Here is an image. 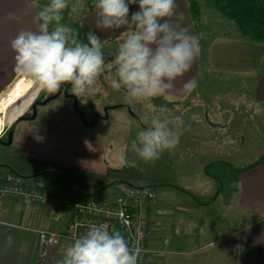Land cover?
Here are the masks:
<instances>
[{"label": "crops", "instance_id": "0c3cea01", "mask_svg": "<svg viewBox=\"0 0 264 264\" xmlns=\"http://www.w3.org/2000/svg\"><path fill=\"white\" fill-rule=\"evenodd\" d=\"M37 2L40 4V0ZM70 2L71 0L69 5ZM175 2V14L171 20L187 28L189 34L199 37L190 18L187 0H175ZM134 8H138V5H130V10ZM36 11L37 4L33 0H0V94H3L0 100L4 99L14 83L23 77L15 72V54L10 42L21 30H36ZM97 20V10L94 8L90 16L74 23L73 28L78 38L86 43L88 34L95 32L104 43L123 33V30L97 28ZM199 42L201 43L200 39ZM220 42L224 46L234 47L236 52L239 49L242 51L249 49V58L245 59V55L243 56L242 67L219 65L213 52V42L209 41L204 54L205 62L202 61L201 50L190 71L174 81L171 100L155 97L151 98L152 103L139 102L138 107L134 106V103L127 104L125 101L105 103L104 106L100 105L103 110L90 125L85 122L76 104L71 103L73 111L79 117L78 120L83 124L82 127L96 129L100 119L114 121L113 125L107 124L109 128L103 127V129L113 133L116 138L122 132L127 134L125 143L121 147L124 148L123 150L119 149L116 140L97 139L95 136H86L83 130L80 132V130L50 126L53 123L52 119L38 123L31 119L20 118L14 120L11 126L4 128L0 135L2 138L0 167L7 169V173L1 174L0 177L11 172L23 176L52 172L74 193L90 194L99 191V194H103L107 199L111 198L112 193L108 188L107 195L105 188L117 181H128L140 186L156 185L157 187H153L156 196L148 208L151 248L148 264H264V162L239 172L238 176L240 182L238 205L243 214L253 217L254 221L240 228L214 231L208 238H202L196 233L199 228L197 224L192 231L195 233H191L190 223H197V212H202L201 206L214 203L219 193L209 201L202 202L198 193H194L182 183L184 177L186 181H190L188 183L192 180L191 173L184 171L181 165L194 169L198 174L202 173L201 178L215 179V176L209 173L212 161L206 159L213 156V150H211L213 145L205 146L210 147V150L198 151L201 160L196 159L197 155H194V147L198 146L199 140L206 141L203 135L209 134V126L213 125L211 119L217 120L216 122L222 125H230L235 109L239 110L242 103L245 108V93H249L252 98L248 101L249 104L252 103L256 108L264 104V71L260 67L261 61L256 64L260 58L256 57L257 51L259 52L257 54H260V46L256 41L248 40L241 32L236 31L232 33L224 31ZM257 66L259 70L256 73ZM218 70L219 74H222L221 78H218L216 74ZM247 70L252 72L249 77L245 76ZM202 72L206 75L207 85L204 86L200 85ZM189 80L196 82V87L190 94L183 91V85ZM246 80L250 82L249 86L246 85ZM238 89L242 92L240 93ZM121 90L125 92L124 89ZM113 91L114 89L111 93ZM211 97H216L214 100L217 108L214 110L211 109L213 107ZM66 101L68 104L69 100ZM162 105L169 108L167 115L170 117H174L170 110L178 109L181 112L180 116L188 114L190 118L188 121L184 120L185 124L178 129L181 133L178 146L172 151L164 152L154 163L146 164L138 161L135 168L120 166V157L127 155L130 147V144L126 143L128 133H138L144 129L147 125L143 117L159 114L158 111L153 113L152 109L158 110ZM201 107H206L207 110ZM137 112L141 114L137 115ZM257 113L260 117L261 112L257 111ZM21 115L22 113L19 116ZM1 117L7 124L8 112L1 114ZM246 119L247 117L242 120L241 126L246 124ZM198 120H201L204 125L194 130ZM79 121L72 122V125L79 126ZM137 122L140 127L135 126ZM115 127L119 130L114 131ZM183 136H189L192 143L184 145ZM127 157L129 158L128 155ZM141 169L143 171L140 173ZM200 183L201 181L193 182L196 188H199ZM185 195L194 197L196 203L188 202L189 199L186 200L183 197ZM10 200L22 201L0 200V212L12 207V204L8 202ZM22 202L25 205H34L38 210H34L29 216V223L11 222L0 217V264H56L57 260L62 258L65 247L72 241L63 239L58 246L51 248L50 253L53 258L42 256L39 230L62 231L66 227L67 216H64L65 222L59 224L57 228H48L47 217L54 212L40 205ZM192 210L197 215H191ZM22 211L25 210L22 209ZM251 227L255 229L253 243L249 241L244 243L242 232ZM9 237L12 238L11 243L8 242Z\"/></svg>", "mask_w": 264, "mask_h": 264}, {"label": "clouds", "instance_id": "9594fccd", "mask_svg": "<svg viewBox=\"0 0 264 264\" xmlns=\"http://www.w3.org/2000/svg\"><path fill=\"white\" fill-rule=\"evenodd\" d=\"M37 4L36 30H21L10 46L14 52L15 72L33 81L40 91L57 93L64 85H71L77 97L91 96L97 91L98 77L104 71L103 44L95 32L87 42L78 39L72 27L62 23L69 0H46ZM97 10V28L123 30L124 39L110 67L115 78L110 86L124 89L127 104L143 102L155 97L171 100L174 81L189 72L201 53L199 37L187 28L174 23L175 0H93ZM130 5H138L131 12ZM81 5L72 4L77 13ZM196 87L194 80L183 85L190 94ZM145 115L147 125L131 142L134 159L122 155L120 166L135 168L137 162L154 163L166 151L174 150L184 125L181 116L167 115L166 106L152 109ZM12 238H8L11 243ZM140 248H131L120 231L109 230L107 224L91 225L85 234L63 250L56 264H138Z\"/></svg>", "mask_w": 264, "mask_h": 264}, {"label": "rangeland", "instance_id": "374dc122", "mask_svg": "<svg viewBox=\"0 0 264 264\" xmlns=\"http://www.w3.org/2000/svg\"><path fill=\"white\" fill-rule=\"evenodd\" d=\"M201 4V28L197 29V32L199 34V38L201 40V50H202V61H204V54L207 50V44L209 41L213 42V52L215 54V58L219 65L222 66H229V65H235L238 67H242L243 65V56L245 55V59L249 58L250 51L246 48V51H242V49H239L237 52L234 51V47L232 46H224L222 42H220V37L222 34H224V31L231 32L236 31L240 32V30L234 25L230 20L225 18L220 12H218L216 9H214L209 1L210 0H199ZM46 0H40V4L45 3ZM72 4H79L81 5V9L77 13H72L70 11L68 17L66 20H62L61 22L64 24L69 25L73 28L74 23H76L78 20H82L86 18L87 16H90L92 10H90L89 7V0H71L70 7ZM138 8H134L130 10L131 12L137 11ZM216 17V18H214ZM74 29V28H73ZM224 30V31H223ZM76 32V30L74 29ZM248 40H251L250 38L246 37ZM79 39V38H78ZM124 39L123 33H120L113 38H111L109 41L102 43L103 48L102 52L104 54V71L102 72V83H101V92H100V105L104 106L105 103H113V102H121L124 101V95L125 92L123 90L116 91L114 90L111 93V90L113 88L110 86V81L112 78H115V70L114 67H110L112 65V61L114 60V57L118 50V44ZM81 40V39H79ZM82 41V40H81ZM84 42V40H83ZM249 44V43H248ZM258 46H260V54L257 51L256 57H260L258 61H256V64L260 62V67H262V70L264 71V43L257 42ZM244 50V49H243ZM239 59V60H238ZM228 61H232L231 63H227ZM247 61V60H245ZM241 62V63H240ZM252 63V61H250ZM255 67L256 73L259 70ZM252 72H249L247 70L245 76L249 77ZM218 78H221L222 74H219ZM242 75V74H240ZM205 72L201 73V80L200 85L204 86L207 85L205 82ZM217 78V79H218ZM17 79V78H16ZM15 79V80H16ZM14 80V81H15ZM13 81V82H14ZM18 83L16 84V82ZM11 90L9 92L14 91L15 89H18L20 91L21 89L27 90L29 94L33 91L34 88H36V94L33 97L34 99L41 93L48 94L45 91H40L33 83L31 79H28L27 77H21L17 80ZM32 83V84H31ZM220 83V82H218ZM13 84V83H12ZM16 84V85H15ZM246 85L249 86L250 82L246 80ZM245 85V86H246ZM238 91L241 93L242 90L238 89ZM3 94H0V98ZM212 95V93H211ZM242 96V95H240ZM245 108L242 105L240 106V109H235V115L231 118L230 125H222L220 122H216L217 120L213 121L211 119V123L213 125L209 126V134L206 133L203 135V137H206V141H201L197 143L198 146L194 147V155H197L196 159L201 160V155L198 153L200 150H210V147L207 148L205 146H212L213 149V156L207 157L206 159H210L212 161V165L209 166L210 174L214 175L215 179H212L210 177L201 178L202 173L198 174L194 171V169H188L186 165H181L182 169L184 171L187 170V172L190 174V179L192 180L191 183H188L190 181H186V177H184L182 183L186 185L191 191L194 193H198V196L202 202L209 201L212 197L217 196L219 193L218 199L210 205H203L201 206L202 212L198 213V221L197 223H190L191 224V233L194 231V227L197 224L198 229L196 230V233L201 236L202 238H208L214 233V231L218 230H232L235 228H240L244 225L249 224L251 221H254V218L243 214L241 211L239 205H238V190H239V168H244L251 163L259 160L264 155V104H261L260 107L256 108L255 105L252 103L249 104V100L251 98L250 94L245 93ZM244 97V98H245ZM216 97H211V101L213 103L212 110L216 109V101L214 100ZM33 99V100H34ZM31 101L28 108L22 113L21 117L26 116V114L30 111L32 104L34 101ZM149 100H145L147 103H152ZM139 103L134 102V106L138 107ZM71 101H67L65 98H61L60 100H54L47 108H42V113L44 114L45 111H50L53 113V123L50 124V126L57 127V128H67V129H75L80 130V132L83 130L86 132V136H92L96 137L97 139H104V140H116L120 150H123L124 148L122 145L125 143V138L127 136L126 133L122 132L119 137H115V135L111 132H107L103 129V127H108L107 124H114V121H105L100 119L97 122V128H88V127H82L83 124L81 121H79L78 115L75 114L73 111V107L71 106ZM99 105V108L97 110L98 114L101 113L103 110V107L101 108ZM80 106V104H79ZM81 105L80 107H82ZM140 106V105H139ZM202 108V107H201ZM200 108V112L202 109H206V107ZM260 108V110H259ZM169 109V108H167ZM136 111V110H134ZM170 111L173 112L174 117L180 116V111L178 109H171ZM260 117H259V113ZM12 112V111H11ZM256 112V113H253ZM97 114V115H98ZM141 112H137V115H140ZM1 116V115H0ZM183 120H190L188 114L181 116ZM247 117V122L245 125L241 126L242 120ZM1 118V117H0ZM88 119L90 120V115H88ZM18 120V119H17ZM3 127L7 128L12 123H7L6 120L3 119ZM79 121V126L72 125V122ZM38 123H43L44 121H37ZM137 127H140L139 123H136ZM185 124V122H184ZM6 125V126H5ZM202 125H204L201 120H198L195 123V129L201 128ZM11 126V125H10ZM183 127V126H182ZM237 129L239 131H237ZM119 130L117 127L114 128V131ZM191 131V130H189ZM3 132V131H2ZM195 133V132H194ZM1 135V134H0ZM137 133L132 132L128 133V139H126V143L130 144V147L127 151V155L129 158L134 159V154L131 151V142L136 137ZM191 139H189V136H183L182 143L184 145L188 144ZM192 143V142H191ZM126 144V145H127ZM2 147H0L1 151ZM126 151V150H125ZM1 158V157H0ZM194 158V157H193ZM214 162V163H213ZM210 164V163H209ZM259 165V164H258ZM7 169L4 167H0V176L1 174H6ZM137 171V170H136ZM143 170L141 169L139 172L141 173ZM194 171V172H193ZM186 172V173H187ZM195 183L197 181H201L199 184V188H196ZM202 185V186H201ZM222 186V189L218 192V188ZM108 188H105V193L108 195ZM82 195L78 196H84V197H96L102 200H106L107 198L104 197L103 194H99V191H94L93 193H81ZM184 199L188 200V202L196 203V201L190 197V196H183ZM9 200V199H8ZM18 200V199H16ZM12 204V207L10 209H6L4 211L0 212V217L6 218L10 220L11 222H20V223H29V216L33 214L34 210H38L37 207H34V205L31 204H24L22 201L15 202L14 200L8 201ZM29 203V202H26ZM199 203V201H198ZM25 210V211H22ZM55 213V214H54ZM51 213L47 218L49 219L46 223V226L48 228L55 229L58 227V225L63 224L65 222L66 214L63 212H54ZM197 213H194L192 210L191 215H197ZM201 220L203 222H201ZM212 229V231H211ZM211 231V232H210ZM255 229L253 227L248 228L242 232L243 234V240L249 241L250 243H253V234ZM205 233V234H204ZM255 241V240H254Z\"/></svg>", "mask_w": 264, "mask_h": 264}, {"label": "built area", "instance_id": "2783aa9c", "mask_svg": "<svg viewBox=\"0 0 264 264\" xmlns=\"http://www.w3.org/2000/svg\"><path fill=\"white\" fill-rule=\"evenodd\" d=\"M111 198L102 200L74 193L56 175L27 178L11 172L0 177V200L18 199L67 216L62 231L39 230L40 254L53 258L51 248L63 239L74 241L94 224L118 230L131 248L139 247L138 264H148L150 218L148 208L156 196L151 186L117 181L109 187Z\"/></svg>", "mask_w": 264, "mask_h": 264}, {"label": "trees", "instance_id": "16d2710c", "mask_svg": "<svg viewBox=\"0 0 264 264\" xmlns=\"http://www.w3.org/2000/svg\"><path fill=\"white\" fill-rule=\"evenodd\" d=\"M187 3L191 21L195 28L200 29L202 27L200 1L187 0ZM209 3L225 18H227L234 25H236V27L244 36L252 39L253 41L264 43V0H210ZM89 7L90 10H93L95 8L93 0H89ZM70 11L71 7L65 10L63 14V20L67 19ZM0 140H2V138H0ZM262 162H264V155L259 160L251 163L250 165L244 168H239L238 172L245 171ZM45 175L55 174H53L52 172H42L33 176L25 177L33 178ZM153 187L157 186L154 185ZM221 189L222 186L220 185V187L218 188V192ZM197 199L199 200V198Z\"/></svg>", "mask_w": 264, "mask_h": 264}, {"label": "flooded vegetation", "instance_id": "af4514ba", "mask_svg": "<svg viewBox=\"0 0 264 264\" xmlns=\"http://www.w3.org/2000/svg\"><path fill=\"white\" fill-rule=\"evenodd\" d=\"M101 83H102V73L101 75L98 77L97 82L95 87L97 88V91L92 94L91 96H80L77 97L76 95H74L71 92V85H64L62 86L61 90L57 93H40L33 101L32 107L30 109V111L26 114V116H24V119H30V117L33 116L35 109H36V117L34 119V121H45V120H51L53 117V113L50 111H45V113H42V108H47V106H49L54 100L59 99V98H65L66 100L71 101V103H73L74 105L76 104L81 116L85 119V122L90 125L93 123V121L96 119V116L98 114L97 110L99 108L100 105V92H101ZM29 93V92H28ZM34 94L30 97H28V100H23L20 103V107H24V105L26 104V102L29 103L31 102V99L33 98ZM49 101L46 102L47 99H49ZM36 105V108H33V105ZM83 105L82 107L79 106ZM27 105V106H28ZM27 108V107H26ZM26 110V109H25ZM88 115H90V120L88 119ZM4 130V127H3Z\"/></svg>", "mask_w": 264, "mask_h": 264}, {"label": "bare ground", "instance_id": "6f19581e", "mask_svg": "<svg viewBox=\"0 0 264 264\" xmlns=\"http://www.w3.org/2000/svg\"><path fill=\"white\" fill-rule=\"evenodd\" d=\"M35 91H36V88H34L30 94L28 93L27 90H24V89H21L20 91H18V89H15L14 91L8 92L7 96L4 99L0 100V115L1 114L3 115V113H5L9 108L13 107L15 102L21 103L23 100H28L29 99L28 97L32 96L33 94L35 96L36 94ZM31 100H33V98ZM20 103L17 104V106L11 110L12 112L10 111V115L8 117L7 123H12L14 120L17 119V117L21 113L25 111L28 105V102H26L24 107H20ZM3 122H4L3 118L1 117L0 118V134L3 131V125H4Z\"/></svg>", "mask_w": 264, "mask_h": 264}, {"label": "water", "instance_id": "95a60500", "mask_svg": "<svg viewBox=\"0 0 264 264\" xmlns=\"http://www.w3.org/2000/svg\"><path fill=\"white\" fill-rule=\"evenodd\" d=\"M35 85V84H34ZM26 99V98H25ZM34 99V98H33ZM50 100V98L49 99H47L46 100V102L47 101H49ZM21 101V100H20ZM20 102H15V104H14V106L13 107H11V108H9L8 110H7V112H8V116L10 115V111L13 109V108H15L16 106H17V104H19ZM33 108L35 109L36 108V105L34 104L33 105ZM36 115H37V113H36V109H35V112H34V114H33V116L32 117H30V119H34L35 117H36ZM21 118H24V117H21ZM17 119H20V116L17 118ZM10 139H11V132H10ZM11 140H9V142H10ZM1 142H2V140H1Z\"/></svg>", "mask_w": 264, "mask_h": 264}]
</instances>
